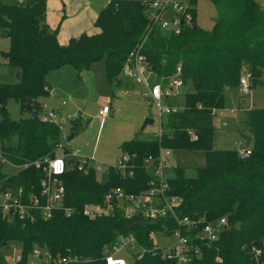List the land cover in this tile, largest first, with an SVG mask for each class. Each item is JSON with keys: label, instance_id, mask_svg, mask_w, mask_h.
Wrapping results in <instances>:
<instances>
[{"label": "trees", "instance_id": "obj_1", "mask_svg": "<svg viewBox=\"0 0 264 264\" xmlns=\"http://www.w3.org/2000/svg\"><path fill=\"white\" fill-rule=\"evenodd\" d=\"M144 1H111L98 18V34L83 35L67 46L59 43L57 33L45 22L46 0L11 6L0 3V37L10 40L6 57L19 70L16 85L0 84L1 152L19 170L9 178L0 171V187L38 191L42 170L36 163L55 158L61 148L59 124L46 119L40 101L51 95L47 81L50 72L68 66L85 72L104 60L108 82L120 84L118 74L132 54L139 52L165 81L181 66L185 89L191 84L193 90L187 94L189 108L167 118L168 132L160 143L132 141L122 146L123 153L143 159L157 156L160 146L202 151L207 166L198 170L196 178L186 177L184 170L177 168L171 179L174 193L182 199L180 212L206 223L226 216L230 227L211 246L201 245V257L191 264H264V108L251 109L245 118L244 133L252 138L248 157H241L239 150L216 149L211 135L217 112L231 108L229 91L239 87L245 70L252 74V88L258 81L264 84V6L256 0H211L218 9L211 30L201 29L196 22L180 34H166L150 31ZM9 99L18 101L22 113L29 117L12 120L6 110ZM189 129L198 132L197 141H190ZM138 178L145 184L149 175L139 170ZM62 179L66 204L78 209L101 199L111 187L134 182L111 175L99 183L94 172L77 171L66 173ZM159 228L122 216L90 221L81 214L67 217L58 212L49 221L7 222L0 213V264H8L2 254L4 243L20 244L24 261L33 258L40 248L53 257L71 258L70 264H106L105 250L113 247L120 235L135 233L143 246L152 249L148 235ZM256 243L263 250L258 260L251 254ZM133 264L176 261L150 252Z\"/></svg>", "mask_w": 264, "mask_h": 264}, {"label": "built area", "instance_id": "obj_2", "mask_svg": "<svg viewBox=\"0 0 264 264\" xmlns=\"http://www.w3.org/2000/svg\"><path fill=\"white\" fill-rule=\"evenodd\" d=\"M263 2L264 0H256ZM196 3L194 0H146L143 2L145 15L150 31L157 29L166 34H180L185 28L196 24ZM147 39V38H146ZM144 40V42L146 41ZM132 58L125 66L123 74L134 78L145 89L141 92L143 98L150 100L157 110V120L160 130L157 136L159 143L167 134V118L177 113L172 104L167 102L171 97L178 95V91L185 89L182 80V68L179 66L174 77L165 81L155 80L158 75L152 69L147 58L138 53L132 54ZM252 74L244 73L240 79V91L248 95L252 91ZM65 104V102H63ZM111 112L110 104L103 105L99 111L100 118L104 119ZM56 114L50 113L46 119L56 124ZM190 141L199 139L198 132L194 129L187 130ZM246 148V149H245ZM247 147L239 150L241 157H248ZM172 149L160 146L157 156H147L140 159L137 154L123 153L117 165L108 166L104 163L95 165L93 158L81 157L79 152H70L63 156L46 159L36 163V168L42 170V177L37 185L38 191L33 189L26 192L23 187L18 189L0 187V213L7 222L16 219L36 222L38 219L49 221L58 212L71 217L81 214L90 221L99 219H113L122 216L127 219H135L137 222L159 226L152 230L148 240L152 249L143 246L135 233L120 235L117 243L105 250L104 261L106 264H129L120 256L124 249L136 251L135 260H141L147 253H161L166 259L176 261V264H191L202 255V246H211L219 240L222 233L230 227L229 221L223 217L214 222L206 223L202 219L183 216L180 212L182 199L174 193L171 178L166 174L168 160L172 156ZM0 162L9 163L0 150ZM10 164V163H9ZM144 170L149 179L142 184V179H137V172ZM77 171L89 174L94 172L99 183L105 182L111 175H117L124 181H134L130 186L111 187L101 199L87 202L82 208L66 204V186L62 176L68 172ZM105 173L106 179L99 181L98 174ZM131 188L139 189L137 192ZM159 235L168 238L175 236L176 243L170 248H161L155 243ZM17 254L12 263L8 264H70L73 262L68 257H53L46 253L40 256L35 252V257L24 261L21 247L9 243ZM251 254L258 260L263 250L259 246L251 248Z\"/></svg>", "mask_w": 264, "mask_h": 264}, {"label": "rangeland", "instance_id": "obj_3", "mask_svg": "<svg viewBox=\"0 0 264 264\" xmlns=\"http://www.w3.org/2000/svg\"><path fill=\"white\" fill-rule=\"evenodd\" d=\"M26 1L0 0V3L11 6ZM111 1L113 0H46L45 22L57 33L59 43L67 46L71 40H78L83 35L98 34V18ZM258 3L264 6L263 2ZM195 8L197 25L203 30H211L218 18L216 5L211 0H197ZM10 47V40L0 37V84L3 85H16L19 82L18 68L11 66L6 57ZM89 71L93 75L95 94L82 77L83 72L73 66L50 72L47 81L52 87V92L40 100L42 112L45 117L50 113L57 116L56 121L61 129V148L57 156L65 155L67 148L69 152H79L81 157L93 158L95 165L104 163L114 166L120 160L122 146L126 143L157 140L160 130L157 110L150 100L143 98L141 92L146 90L142 89L134 78L125 76L123 71L117 76L120 84L115 82L111 85L107 79L104 60L94 63ZM246 72L245 70L242 76ZM153 77L155 80L163 78L155 75ZM166 82H169V79ZM253 86L248 95L243 94L239 87L234 92L229 91L231 108L219 110L214 120L215 131L211 135L216 149L238 151L246 147L242 139V135H245V118L251 109L264 108V84L258 81ZM192 90L189 84L188 89H180L178 95L171 97L167 103L172 104L178 111L187 110L189 108L187 94ZM105 103L110 104L112 111L102 119L99 111ZM6 110L14 121L29 117V114L22 113L21 105L15 99L7 101ZM146 119H153L155 123L141 132ZM1 148L0 143V150ZM206 166L207 158L202 151L178 149L172 151L166 174L174 179L176 169L182 168L186 177L196 178L198 170ZM0 171L9 178L16 175L19 170L9 163L0 162ZM106 176L105 173L98 174V180L102 181ZM176 241L174 235L168 238L159 235L155 238V243L161 248L173 247ZM262 245L264 249V240ZM16 246L20 248V244L16 243ZM35 251L40 256L46 255L40 248ZM2 254L8 263H12L17 255L12 246L3 249ZM136 254V251L124 249L120 256L129 264H133L136 261ZM33 258L37 260L35 255ZM217 260L220 261V257Z\"/></svg>", "mask_w": 264, "mask_h": 264}, {"label": "water", "instance_id": "obj_4", "mask_svg": "<svg viewBox=\"0 0 264 264\" xmlns=\"http://www.w3.org/2000/svg\"><path fill=\"white\" fill-rule=\"evenodd\" d=\"M20 2H22V0H20ZM82 77L85 79L87 84L91 87L93 94H95L96 87H95L92 73L90 71H85L83 72ZM154 123L155 121L153 119H146L141 128V132H143L148 126L154 125ZM242 139L245 142V146L247 148L250 147L252 143V138L248 135H242ZM255 246H258V244L256 243ZM3 248H9V243H4Z\"/></svg>", "mask_w": 264, "mask_h": 264}, {"label": "crops", "instance_id": "obj_5", "mask_svg": "<svg viewBox=\"0 0 264 264\" xmlns=\"http://www.w3.org/2000/svg\"><path fill=\"white\" fill-rule=\"evenodd\" d=\"M2 38H7V37H2ZM8 39V38H7ZM106 104V103H105ZM111 111H112V108H111ZM111 113V112H110ZM122 154H123V151H122Z\"/></svg>", "mask_w": 264, "mask_h": 264}]
</instances>
